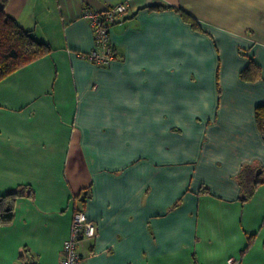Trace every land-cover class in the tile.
I'll list each match as a JSON object with an SVG mask.
<instances>
[{
    "label": "crops",
    "instance_id": "1",
    "mask_svg": "<svg viewBox=\"0 0 264 264\" xmlns=\"http://www.w3.org/2000/svg\"><path fill=\"white\" fill-rule=\"evenodd\" d=\"M124 3L116 58L96 66L84 14ZM1 9L52 52L0 82V195L33 190L0 228V264H60L76 211L97 230L79 264H264V0ZM251 59L256 81L241 77ZM246 167L262 181L248 200Z\"/></svg>",
    "mask_w": 264,
    "mask_h": 264
},
{
    "label": "trees",
    "instance_id": "2",
    "mask_svg": "<svg viewBox=\"0 0 264 264\" xmlns=\"http://www.w3.org/2000/svg\"><path fill=\"white\" fill-rule=\"evenodd\" d=\"M168 9L152 7L151 10ZM182 17L191 23L193 28L200 29L198 22L183 10H177ZM52 48L39 42L32 32L23 29L18 21L9 16L4 9L0 10V82L29 64L47 56ZM246 81H256L261 78L259 66L251 59L248 67L241 73ZM258 129L264 134V105L256 108ZM243 198L250 199L255 189L262 181L255 179L247 167L239 176ZM206 188H204V191ZM30 186L21 185L0 195V228L10 225L16 217L17 202L24 197H32Z\"/></svg>",
    "mask_w": 264,
    "mask_h": 264
},
{
    "label": "built area",
    "instance_id": "3",
    "mask_svg": "<svg viewBox=\"0 0 264 264\" xmlns=\"http://www.w3.org/2000/svg\"><path fill=\"white\" fill-rule=\"evenodd\" d=\"M130 16V8L127 3L119 4L116 7L100 13L87 10L84 18L87 19L95 34V47L88 54L82 57L96 66L107 67L111 65L115 58V48L111 41V28L118 22ZM97 230L95 224L83 211L74 213L71 233L64 243L60 264H79L81 258L78 254V245L84 240L95 239ZM30 264H41L32 262Z\"/></svg>",
    "mask_w": 264,
    "mask_h": 264
},
{
    "label": "water",
    "instance_id": "4",
    "mask_svg": "<svg viewBox=\"0 0 264 264\" xmlns=\"http://www.w3.org/2000/svg\"><path fill=\"white\" fill-rule=\"evenodd\" d=\"M259 174V173H258Z\"/></svg>",
    "mask_w": 264,
    "mask_h": 264
}]
</instances>
